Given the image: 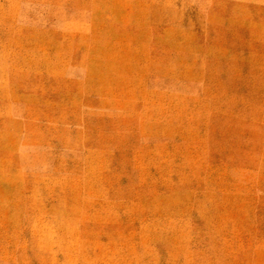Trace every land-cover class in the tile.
<instances>
[{
  "label": "rangeland",
  "instance_id": "1",
  "mask_svg": "<svg viewBox=\"0 0 264 264\" xmlns=\"http://www.w3.org/2000/svg\"><path fill=\"white\" fill-rule=\"evenodd\" d=\"M0 264H264V0H0Z\"/></svg>",
  "mask_w": 264,
  "mask_h": 264
},
{
  "label": "bare ground",
  "instance_id": "2",
  "mask_svg": "<svg viewBox=\"0 0 264 264\" xmlns=\"http://www.w3.org/2000/svg\"><path fill=\"white\" fill-rule=\"evenodd\" d=\"M174 215H175V214H174ZM180 215H181V214H180ZM180 215H179V216H180ZM181 216H183V215H181Z\"/></svg>",
  "mask_w": 264,
  "mask_h": 264
}]
</instances>
